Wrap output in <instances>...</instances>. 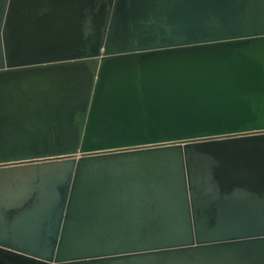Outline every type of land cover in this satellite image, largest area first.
<instances>
[{"label":"water","instance_id":"obj_1","mask_svg":"<svg viewBox=\"0 0 264 264\" xmlns=\"http://www.w3.org/2000/svg\"><path fill=\"white\" fill-rule=\"evenodd\" d=\"M0 264H264V0H0Z\"/></svg>","mask_w":264,"mask_h":264}]
</instances>
